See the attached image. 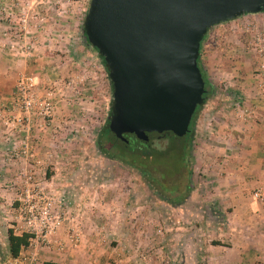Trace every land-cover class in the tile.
Segmentation results:
<instances>
[{
	"label": "rangeland",
	"instance_id": "obj_1",
	"mask_svg": "<svg viewBox=\"0 0 264 264\" xmlns=\"http://www.w3.org/2000/svg\"><path fill=\"white\" fill-rule=\"evenodd\" d=\"M87 2L88 0H0V61L4 58L9 96H14L19 76L33 75L40 90H51L55 97L62 98L61 107L67 115L60 123L62 128H59L57 141L42 149L46 148L43 162L39 164L42 165L39 177L37 161L15 158L8 145V141L18 144L24 132H16L15 128H6L3 124L0 126V263L9 257L6 230L11 228L10 217L15 213V205H12L14 190L16 186L23 184V178L19 176L21 171H35L31 179L33 185L41 182L42 185L58 188L69 183V186L82 187L83 182H88L96 189L100 183L109 181L116 182V188L120 187L123 193H127L125 186L128 189L131 186L137 187L140 191L138 197L153 200L151 211L156 212L153 217L159 223L162 219L167 223V220L174 222L183 218H205L213 214V210L198 198L187 199L185 204L182 201L177 205L159 199L146 186L134 167L106 158L96 149L94 138L107 116L111 89L96 51L82 36L80 27ZM239 20L229 26L225 22L210 27L201 43L199 61L212 86L206 102L211 96L220 97L230 90L228 79L236 85L240 96L243 93L246 99L259 95L264 90V68L260 69L258 66L260 62L264 65V58L261 61V56H254L249 51L250 36L239 26ZM248 20L264 25V13L249 16ZM15 41L17 44L9 49V42ZM227 95L225 105L231 106L234 101L236 103L233 107L242 110V114L240 112L237 117L248 112L249 120L263 123L262 110L258 105L251 104L242 96L233 100L229 98L230 94ZM14 133L17 136L11 137ZM29 133L30 129L28 135ZM150 146L155 150L154 158L157 159V155H160L154 165L166 175L179 167L180 160L176 159V154L168 146L166 139L159 140L154 135ZM56 157L58 160H51ZM81 170L106 171V175L108 171H112L115 176L106 177L102 172L99 174L102 177L96 175L83 178L80 174L72 177L73 171ZM166 175L164 181L173 183V177ZM180 179L181 176L177 179L178 183L175 181L178 190L186 182ZM171 186L174 187L173 184ZM101 188L103 186L99 190ZM76 191L79 193V190ZM110 195L105 202H109L116 194Z\"/></svg>",
	"mask_w": 264,
	"mask_h": 264
},
{
	"label": "crops",
	"instance_id": "obj_2",
	"mask_svg": "<svg viewBox=\"0 0 264 264\" xmlns=\"http://www.w3.org/2000/svg\"><path fill=\"white\" fill-rule=\"evenodd\" d=\"M263 13L242 14L225 24L229 26L239 19ZM4 62L3 58L0 61V126L13 128V121L8 123L10 117L5 113L11 97ZM227 81L230 90L220 97L211 96L195 117L190 189L183 200L185 204L187 199L198 198L213 214L205 218L167 220V223L162 219L159 223L153 217L156 212L151 211L153 200L138 197L137 187L125 186L127 193H123L120 187L116 188V182L109 181L100 183L98 186H103L100 190L88 182H83L82 187L69 186V183L58 188L51 186L55 193L72 194L71 215H75L81 238L78 245H72L68 240V223H65L56 234L63 248L40 251L39 264L47 260L60 264H264V201L251 197L254 188L264 187V123L249 120L248 112L237 117L242 110L233 107L234 101L231 106L225 105L227 94L233 100L242 96L258 105L262 114L263 109L257 94L246 99L243 93L240 96L236 85ZM61 100L60 96L55 97V114L50 126L39 129L36 119L28 135L39 159L37 177L42 172L39 164L43 162L46 148L42 149L57 141L60 123L67 117ZM27 134L24 131L22 136ZM102 172L81 170L71 174L90 178L102 177L99 175ZM103 173L106 177L115 176L112 171L108 175L106 171ZM111 193L115 197L105 202Z\"/></svg>",
	"mask_w": 264,
	"mask_h": 264
},
{
	"label": "water",
	"instance_id": "obj_3",
	"mask_svg": "<svg viewBox=\"0 0 264 264\" xmlns=\"http://www.w3.org/2000/svg\"><path fill=\"white\" fill-rule=\"evenodd\" d=\"M264 10V0H88L81 26L107 67V127L118 139L182 136L202 102L196 64L210 27Z\"/></svg>",
	"mask_w": 264,
	"mask_h": 264
},
{
	"label": "built area",
	"instance_id": "obj_4",
	"mask_svg": "<svg viewBox=\"0 0 264 264\" xmlns=\"http://www.w3.org/2000/svg\"><path fill=\"white\" fill-rule=\"evenodd\" d=\"M10 14V13H9ZM240 27L249 34V51L254 56L264 58V25L258 21L240 19ZM15 42H9L8 48L13 49ZM263 57V58H262ZM259 68H264L262 62L258 63ZM55 83V81H53ZM38 81L33 75H21L17 78L14 87V96L5 113L13 121L12 127L16 132H28L37 119V128L42 129L50 125L55 114V95L48 89L40 90ZM258 100L263 109L264 123V90L258 95ZM6 124V122H5ZM17 136L13 134L12 137ZM8 141L12 155L15 158L27 159L39 163L35 157V149L27 136L11 145ZM33 171H21L19 176L23 178L22 185L16 186L14 190V214L10 217L12 231L16 234L26 233L28 235L26 245L22 246L16 256H9L0 264H39L37 256L40 251L55 248L61 250L63 244L56 240V234L68 223V240L73 245H78L81 238V231L76 225L75 215H71L72 200L66 191L55 193L50 186L37 182L31 184ZM251 197L261 202L264 201V187H256L251 191Z\"/></svg>",
	"mask_w": 264,
	"mask_h": 264
},
{
	"label": "trees",
	"instance_id": "obj_5",
	"mask_svg": "<svg viewBox=\"0 0 264 264\" xmlns=\"http://www.w3.org/2000/svg\"><path fill=\"white\" fill-rule=\"evenodd\" d=\"M264 11V10H263ZM81 28L82 36L85 40V42L88 44L85 36L84 31ZM207 34V32H206ZM206 34L202 37V39L199 42L198 47V55L196 58V64L200 70L201 77L203 79V92H202V102L200 104H197L195 106V109L190 117V121L188 124V129L184 135L187 137L185 138L184 135L182 136H176L170 131H163L161 133L156 132H148L147 134V141L143 142L141 140H138L134 137L133 134L124 133L123 138L124 139H118L114 136L113 133H111L107 127L108 123V112H109V104H108V110H107V116L105 118L104 123L100 126L98 131L96 132L94 143L96 146V149L99 151L100 154L105 156L109 159H115L120 161L121 163H124L130 167H134L135 170L139 173L141 178L146 183V186L153 191V193L161 200L168 202L171 205H177L180 204L185 196L187 195L190 187H189V178L191 175V146H192V137H193V127H194V120L195 117L202 107V105L206 102L207 98L209 97L212 86L210 81L207 79L204 70L201 67L200 61H199V55H200V49H201V43L206 37ZM93 50L96 51L94 47H92ZM101 64L103 65V68L106 73L107 77V67L102 60V57L99 56ZM108 79V78H107ZM109 82V80H108ZM110 89L111 84L109 82ZM156 135V137L161 139H166L168 146L171 148V150L176 154V159L180 160L179 167H176L173 170H170L167 175L163 170H160L155 166L154 161L156 162L159 159V154L156 157H153V150L150 146L151 138ZM131 144V145H130ZM131 146V148H129ZM146 147V148H145ZM158 151H161V149H157ZM156 150V151H157ZM156 172L157 174H155ZM169 176V178L174 179V182L169 184L168 181H164V177ZM181 176L180 180H185L186 182L183 185V188L177 189V184L175 181ZM179 180V181H180ZM178 183V181H177ZM173 184L174 187L171 185ZM28 235L26 233H14L11 228H7L6 230V243H7V252L9 256H16L20 248L27 243ZM41 264H60L58 262L54 261H43Z\"/></svg>",
	"mask_w": 264,
	"mask_h": 264
}]
</instances>
